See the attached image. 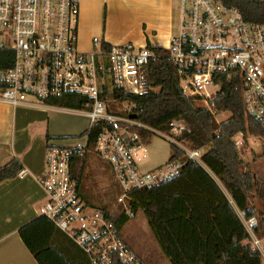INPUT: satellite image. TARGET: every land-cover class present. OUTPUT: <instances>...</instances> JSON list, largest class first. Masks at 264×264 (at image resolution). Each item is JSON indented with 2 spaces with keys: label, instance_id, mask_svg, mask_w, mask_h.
Listing matches in <instances>:
<instances>
[{
  "label": "built area",
  "instance_id": "obj_1",
  "mask_svg": "<svg viewBox=\"0 0 264 264\" xmlns=\"http://www.w3.org/2000/svg\"><path fill=\"white\" fill-rule=\"evenodd\" d=\"M174 2L177 31L166 50L183 95L202 101L205 106L201 108L214 114L208 100L221 92L218 77L236 76L245 114L264 127V23L247 22L237 8L217 0ZM79 15L77 0H0V52L11 54L10 65L0 67V103L39 109L63 96L85 98L81 111L88 119V130L83 141L45 148L44 172L38 178L45 194L41 216L64 233L90 264H142L110 218H134L133 192L176 178L187 162H200L204 151L191 150L175 139L189 131L183 121H172L166 135L130 119L135 106L113 97L114 92L144 96L150 89L149 63L155 55L146 46L107 47L97 38L89 51H82ZM94 128L98 131L90 146ZM139 130L154 132L176 146L184 160H167L157 168L142 170L138 162L148 151ZM88 153H95L109 167L119 187L115 210L107 214L83 201L78 176L72 174L73 160ZM24 174L20 171L17 176ZM235 212L247 234L246 243L264 264V235L258 234L264 208L255 209L249 218L243 210L235 208Z\"/></svg>",
  "mask_w": 264,
  "mask_h": 264
},
{
  "label": "trees",
  "instance_id": "obj_2",
  "mask_svg": "<svg viewBox=\"0 0 264 264\" xmlns=\"http://www.w3.org/2000/svg\"><path fill=\"white\" fill-rule=\"evenodd\" d=\"M217 1L237 8L247 22L264 23L262 0ZM148 48L155 55L149 63L150 89L142 97L121 91H115L113 97L134 105L135 120L152 131L169 135L171 122L183 121L189 131L175 139L191 150L204 152L200 162H187L176 178L151 190L133 192L132 212L143 213L170 264H261L259 254L246 243L247 234L235 212V208L243 210L247 218L252 217L253 198L264 206V179L256 177L249 164L239 158L234 141L237 135L244 141L247 137L264 140V127L244 112L240 81L236 76L229 80L218 77L221 92L208 100L212 114L207 108L195 106L194 98L183 95L177 69L169 60L167 50ZM10 63L11 54L0 52V67H8ZM84 100L81 96L69 95L47 103L81 110ZM218 114L228 117L218 122L215 119ZM97 131L94 128L90 133V146ZM138 134L144 145L155 136L147 130H139ZM169 146L168 161L184 160L181 150ZM88 156L73 160L72 174L78 176L79 185ZM20 170L17 161L0 168V183L16 177ZM99 209L107 214L108 208ZM110 220L120 230L130 219L120 215ZM258 234L264 235V219L260 221ZM19 237L37 264H90L87 256L44 216L23 226Z\"/></svg>",
  "mask_w": 264,
  "mask_h": 264
},
{
  "label": "crops",
  "instance_id": "obj_3",
  "mask_svg": "<svg viewBox=\"0 0 264 264\" xmlns=\"http://www.w3.org/2000/svg\"><path fill=\"white\" fill-rule=\"evenodd\" d=\"M77 2L80 9L78 46L82 51H89L93 47V38H97L107 47L129 44L166 50L171 36L177 31L174 0ZM76 114L80 115L87 126L88 119L80 110L67 109L52 103L39 109L12 108L0 103V168L17 161L21 165L20 171L25 173L22 178L16 176L0 183V264H37L22 243L19 230L41 216L45 194L38 178L44 172L46 146H69L59 145L55 139L77 134L53 133L51 115L74 117ZM79 124H74V132L82 131L77 127ZM34 125L40 127L36 130ZM56 129L61 130L59 126ZM239 144L245 148L244 142ZM157 166L159 165L154 167ZM82 183L79 185V194L88 204V198L81 194ZM141 214L144 217L142 212ZM163 257L161 264H170L165 255ZM140 259L145 264L143 257Z\"/></svg>",
  "mask_w": 264,
  "mask_h": 264
},
{
  "label": "rangeland",
  "instance_id": "obj_4",
  "mask_svg": "<svg viewBox=\"0 0 264 264\" xmlns=\"http://www.w3.org/2000/svg\"><path fill=\"white\" fill-rule=\"evenodd\" d=\"M194 105L200 108L205 106L202 101L194 102ZM80 112L82 111L80 110ZM215 117L218 122H221V120H225L228 116L225 114H218ZM77 123H80L77 126L78 129H82L80 133L74 132L76 130H73V127H76L74 124ZM51 124V131H53V133H77L75 136L73 134L65 138L60 137L55 139V142L59 145L73 146L81 143L83 141L84 132L88 130V125L86 126L82 122V118L79 114H76L74 117L51 115ZM57 126H59V129L62 131L57 130ZM33 127L37 130L40 126L34 125ZM247 139L248 140L244 141L240 135L234 137V141L238 144L236 147L238 149L239 158L243 160V162L249 164L250 171L256 177L264 179V140L253 137H247ZM240 142L245 143V148L239 144ZM147 151V157L138 162L142 170H149L156 165L160 166L164 164L168 160L170 146L167 141L155 135L147 145ZM88 155L83 169L85 176L83 177V183L81 185V194L88 198L87 201L90 207H106L109 211L115 210L116 196L119 194V187L115 177L109 167L101 162L95 153H88ZM251 204L254 206V209L258 211L264 208L261 201L256 198L251 199ZM132 219L133 220L127 226L121 228L122 239L140 258L143 257L145 264H161L164 253L155 240L146 218L142 216L139 210L134 213V218Z\"/></svg>",
  "mask_w": 264,
  "mask_h": 264
},
{
  "label": "water",
  "instance_id": "obj_5",
  "mask_svg": "<svg viewBox=\"0 0 264 264\" xmlns=\"http://www.w3.org/2000/svg\"><path fill=\"white\" fill-rule=\"evenodd\" d=\"M130 119H133V120L136 119V114H131Z\"/></svg>",
  "mask_w": 264,
  "mask_h": 264
},
{
  "label": "bare ground",
  "instance_id": "obj_6",
  "mask_svg": "<svg viewBox=\"0 0 264 264\" xmlns=\"http://www.w3.org/2000/svg\"><path fill=\"white\" fill-rule=\"evenodd\" d=\"M135 120V119H134Z\"/></svg>",
  "mask_w": 264,
  "mask_h": 264
}]
</instances>
